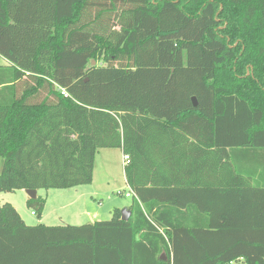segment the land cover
Wrapping results in <instances>:
<instances>
[{"label":"trees","instance_id":"1","mask_svg":"<svg viewBox=\"0 0 264 264\" xmlns=\"http://www.w3.org/2000/svg\"><path fill=\"white\" fill-rule=\"evenodd\" d=\"M0 56V192L121 148L133 197L78 225L1 203L0 264H264V0H0Z\"/></svg>","mask_w":264,"mask_h":264},{"label":"rangeland","instance_id":"2","mask_svg":"<svg viewBox=\"0 0 264 264\" xmlns=\"http://www.w3.org/2000/svg\"><path fill=\"white\" fill-rule=\"evenodd\" d=\"M5 62L0 56V64ZM99 150L96 157V174L91 182L69 188L39 189L38 194L45 197L41 216L36 215L27 206V194L24 189L0 192V204L11 203L30 225L83 224L92 220L108 219L115 207L122 210L131 205L133 197L126 196V193L131 191L125 182L123 152L116 148L108 149L110 152L105 159V149ZM1 168L0 158V170Z\"/></svg>","mask_w":264,"mask_h":264},{"label":"water","instance_id":"3","mask_svg":"<svg viewBox=\"0 0 264 264\" xmlns=\"http://www.w3.org/2000/svg\"><path fill=\"white\" fill-rule=\"evenodd\" d=\"M192 102H193L194 106L197 105V100L195 97H192ZM25 192L29 198H31V199L37 198V190L36 189H25ZM129 216H130V211L128 209L124 208L121 210V219L122 220H128ZM162 257L164 258L163 255H162Z\"/></svg>","mask_w":264,"mask_h":264},{"label":"crops","instance_id":"4","mask_svg":"<svg viewBox=\"0 0 264 264\" xmlns=\"http://www.w3.org/2000/svg\"><path fill=\"white\" fill-rule=\"evenodd\" d=\"M3 58V57H2ZM6 63V64H5ZM5 63H3V64H0V65H2V66H5V65H7L8 64V62L6 61ZM100 149H103V148H100ZM105 149V153H104V155H103V157L105 158V159H107L108 158V154H109V150L108 149H112V148H104ZM116 149H120L121 150V152H123L122 151V149L121 148H116ZM100 150H98V152H99ZM98 152H96V155H95V160H94V168H93V177H92V180L94 179V177H95V174H96V157H97V154H98ZM104 159V160H105ZM126 182V181H125ZM78 186V185H77ZM38 191L39 190H37V195H40V194H38ZM40 196H42V195H40ZM28 197V196H27ZM27 197H26V200H27ZM42 197H44V196H42ZM45 198V197H44ZM25 200V201H26ZM129 207H130V205L128 206V207H126V209H129ZM116 208V207H115ZM111 216H112V212H111ZM111 216L108 218V219H110L111 218ZM105 220V219H104ZM25 221V220H24ZM94 221H99L98 219L97 220H92V221H89V222H94ZM87 223V222H86ZM61 224H65V223H61ZM46 225H57V224H46ZM76 225H78V224H76Z\"/></svg>","mask_w":264,"mask_h":264},{"label":"built area","instance_id":"5","mask_svg":"<svg viewBox=\"0 0 264 264\" xmlns=\"http://www.w3.org/2000/svg\"><path fill=\"white\" fill-rule=\"evenodd\" d=\"M61 93L64 95V96H67V93L65 92V90L64 89H61ZM129 156H128V154H124L123 153V163H124V165H126V164H128L129 163ZM126 196H132V193L130 192V193H126Z\"/></svg>","mask_w":264,"mask_h":264}]
</instances>
